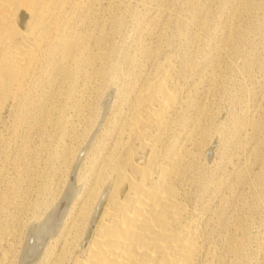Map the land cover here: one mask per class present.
<instances>
[{
	"label": "bare ground",
	"instance_id": "6f19581e",
	"mask_svg": "<svg viewBox=\"0 0 264 264\" xmlns=\"http://www.w3.org/2000/svg\"><path fill=\"white\" fill-rule=\"evenodd\" d=\"M101 1L0 0V122L7 108L10 109V112L26 111L28 120L33 118L37 111L41 110L40 112H45L44 118L48 119L51 117V101L49 102L47 97H44L41 103L39 101L46 89L49 87L53 88L56 85L61 89L65 83H68L67 85L71 84L69 90L72 91L73 86L76 83L79 84V76L82 77L83 81L87 77V82H89L93 74L105 72V68L100 65V60H103L102 57L105 56L108 50L106 44L110 31H108L109 29L107 30V27L111 23V27L114 28L115 24L121 22L117 7L120 6L123 0H104L106 1L104 4H101ZM142 1L146 5V0ZM161 2L163 5L160 4ZM161 2L156 11L159 10V12L161 11L165 14L170 13L168 5L165 6V2ZM135 8L138 7H134V11L136 10ZM100 9H102L101 14H99ZM190 12L188 11L187 13ZM233 13H235L234 10ZM186 16L189 17L188 14ZM148 25L149 23L145 26L148 27ZM229 27L231 28L230 25ZM163 28L161 29L163 30ZM199 28L202 27L199 25ZM233 29L235 31V28ZM178 31L180 33L183 32L182 26L178 27ZM221 31L223 32V30ZM227 32L230 33L231 29L224 33L225 38L228 34ZM140 34H143V32ZM196 36L197 34L195 38ZM136 38L139 41L142 37L137 35ZM160 38L162 37L160 36ZM192 41L195 40L193 39ZM220 41L222 42L223 40ZM191 43L193 44V42ZM139 45L141 46V44ZM147 49H149V46ZM216 50L217 54L221 52L219 46ZM176 56L166 53L161 59H156L154 63H151L153 64L152 66L150 65L152 69L149 67L151 71L146 74V77L141 78V81H138L139 85L137 86L138 88H134L135 94L133 93V97L129 96L127 98V94L123 101H113V90H108L107 92L103 87L107 93L102 101L99 99L101 103L100 106H97L98 113L95 123L92 122L94 123L93 130L92 132L90 131V136L88 134L89 138H86L87 140L85 139L84 143L80 145L73 163L68 167L69 171L67 172L61 196H58L59 198L56 200L50 199L53 202L51 204L50 202L48 203L49 206L45 208L46 210L43 211V214L40 213L36 216L37 218L34 219L36 222L31 225L27 244L29 240L34 243V246H32L33 255L39 264H226L223 256L225 251L222 253L217 238L213 237L209 228V218L206 216L207 209H204L203 202L199 203L200 199H192L191 169L193 168V156H196V152L193 155L187 144L193 137L196 123L189 117L190 101L192 99L189 100L191 88L187 83L186 72L189 66L188 60L190 61L191 58L180 67L175 58ZM190 56L192 55L190 54ZM132 60L130 58V63ZM215 61L216 59H212L214 64ZM118 69L120 68L118 67ZM192 70L194 72V69ZM206 71H208V68ZM214 73L216 74L214 70L209 73L211 74L210 79L215 78ZM119 75L120 72H113L111 76L112 82L118 79ZM217 75L219 76V74ZM202 77L200 78L203 79ZM108 80L110 82V79ZM83 86H81L82 89L80 87L81 91H84L86 85ZM111 86L109 89H111ZM64 89L67 93L66 86ZM90 89H92L91 85ZM120 89H123V87L115 90H118V96L122 94ZM86 90H88L87 87ZM38 101L39 103H37ZM77 105L79 104L76 103L75 106ZM55 108L54 111L57 110V107ZM74 108L76 109V107ZM111 110L112 112H110ZM109 113L111 114L109 115ZM199 116L201 117V114ZM47 119L44 120L47 121ZM72 121L74 120L72 119ZM49 124L51 125V123ZM76 125L79 126L80 123ZM199 125L200 123L198 122ZM247 127L249 126L247 125ZM47 130L49 129L44 130V132ZM85 130L88 131L86 128ZM80 132L78 135L81 134ZM106 134H109L108 140ZM45 136L47 135L45 134ZM44 140L46 141V139ZM81 140L83 141V138ZM102 144L104 145L98 150ZM66 160L69 159L66 158ZM64 162L62 160V163ZM60 170L62 172L63 169ZM215 193L217 194V192ZM25 197H27L26 194ZM216 217L214 218L215 220ZM20 223L22 224L21 221ZM237 225L240 226L239 224ZM222 231L224 230L222 229ZM233 241L231 243L236 242ZM38 245L41 246L40 249H38ZM236 253L235 255H237ZM4 256L6 257V255ZM229 260L231 261V259ZM21 264L24 263L21 262Z\"/></svg>",
	"mask_w": 264,
	"mask_h": 264
},
{
	"label": "rangeland",
	"instance_id": "374dc122",
	"mask_svg": "<svg viewBox=\"0 0 264 264\" xmlns=\"http://www.w3.org/2000/svg\"><path fill=\"white\" fill-rule=\"evenodd\" d=\"M161 1L165 2V6L168 5L170 13L165 14L161 11L159 12V10L156 11ZM105 2L102 0L101 4ZM160 4L163 5L162 2ZM141 5H144L142 0H123L120 6L117 7V12L121 16V22L115 24L114 28L111 27V23L109 24L110 26L108 25L107 30L109 29L108 31H110L106 44L108 50L105 56L102 57L103 60H100V65L105 68V72L102 71L101 75L99 73V75L93 74L92 79L89 81L90 84L87 82V77L83 81L82 77L79 76V84L76 83L72 91L69 90L71 84L67 85L68 83H65L64 87L66 86L67 93L64 87L60 89L58 85L46 89V92L41 96L42 98L39 101L41 103L44 97H47L49 102L51 101L52 111H50L51 117L48 118L49 120L44 118L45 112L42 113L40 112L41 110L37 111V114L29 120L26 118V111L10 112L9 108L5 110L0 122V264H21V262L24 264H39L33 255L32 246H34V243L29 240L27 244L31 225L36 222L34 221L37 218L36 216L40 213L43 214V211L46 210L45 208L49 206V202L51 204L52 200H56L61 196L67 172L69 171L68 167L73 163L80 145L84 143L86 138H89L88 134L93 130L98 113L97 106H100L101 103L99 99L102 101L108 90H113V101H123L127 94V98L129 96L133 97L135 94L134 88H138L137 86L139 85L138 81H141V78L146 77V74L151 71V66L153 65L151 63H154L156 59H161L166 53H171L174 56L179 53L177 55L178 58L177 56L175 58L180 67L191 58L190 61L188 60L189 66L186 72L187 83L191 88V93H189L191 98L189 97V100L192 99L190 101L191 110L189 109V117L196 123V130L190 140L191 142L189 141L187 144L193 155L196 152V156H193V168L191 169L192 199H200L199 203L203 202L204 209H207L206 216L209 218V228L213 237L217 238L222 253L225 251L224 253L227 254L225 256L226 254L223 253L226 264H264V0H236V2L235 0H146V5L140 7ZM134 7L138 8H135L136 10L134 11ZM187 10L191 12L187 13ZM233 10L235 13H233ZM101 11L102 9L99 10V14L102 13ZM187 14L189 17L186 16ZM147 22L150 25L148 27L145 26L148 24ZM197 23L202 28H199ZM179 26H182L183 34L178 31ZM160 27H164L163 30ZM233 28H235V31ZM229 29H231V32H227V40L224 37V33L229 31ZM142 32L145 35L140 34ZM137 35H141V40H137ZM192 38L195 41H192ZM206 39L210 41L208 42ZM220 40H223V43ZM148 46L149 49H147ZM218 46L221 48L219 54L216 52ZM200 47L203 48L201 49ZM95 48L98 49L97 47ZM190 54L192 56L189 57ZM130 58L135 61L132 60L133 62L131 61L130 63ZM212 59H216L215 64L212 62ZM137 61L140 62L138 63ZM217 61L218 63H216ZM205 68L206 70L208 68V71ZM192 69H194V72ZM212 70L216 72V74L214 73V79H210L211 74L209 73ZM107 71L109 72L107 73ZM115 71L120 72L121 77L119 75L118 79L112 82L111 76ZM108 79H110L111 83L108 82ZM118 83L120 84L117 85ZM83 85L86 86L84 91H81V86ZM90 85L93 91L90 89ZM110 86L111 89H109ZM86 87L88 90H86ZM103 87L107 92L104 91ZM115 87L116 89L123 87V89H120L121 96H118V90L115 91ZM86 99L88 100L86 101ZM72 100L74 101L72 102ZM76 103L79 105L75 106ZM54 106L57 107L56 112L54 111L56 109ZM86 107L88 109L90 107V109L88 110ZM199 114H201V117ZM44 119H47V121ZM198 122L200 123L199 126ZM248 122L250 123L248 124ZM79 123V126L76 125ZM243 124L246 125L247 131ZM46 129H49L46 131L47 133L44 132ZM79 132L82 136L81 134L78 135ZM106 137L108 140L109 134H106ZM81 138H83V141ZM69 146L73 148L71 149ZM74 149L75 151H73ZM72 152H75V154L73 155ZM66 158L69 160H66ZM62 160L63 162L66 160L65 164L62 163ZM245 164L246 166L244 167ZM60 169H63L64 172L63 170L61 172ZM215 180L217 181L215 182ZM212 182L216 184L214 183L213 185ZM220 191L222 192L220 193ZM25 194L27 197H25ZM209 208L210 210H208ZM210 211L213 212L211 213ZM214 212L217 217L214 215ZM214 216L217 221L214 219ZM212 221L213 223H211ZM236 230L237 232L235 233ZM231 240L236 242L231 243ZM232 245L233 247H231ZM40 248L41 246L38 245V249ZM236 248H239L240 251ZM23 257L25 258L23 259Z\"/></svg>",
	"mask_w": 264,
	"mask_h": 264
}]
</instances>
